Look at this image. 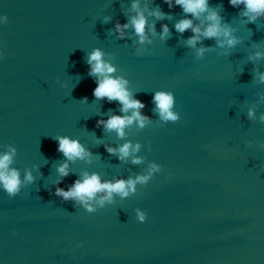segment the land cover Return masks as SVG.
<instances>
[{
  "label": "water",
  "instance_id": "95a60500",
  "mask_svg": "<svg viewBox=\"0 0 264 264\" xmlns=\"http://www.w3.org/2000/svg\"><path fill=\"white\" fill-rule=\"evenodd\" d=\"M132 3L0 0V15L8 16L0 24V152L14 147L13 167L22 179L27 171L35 177L16 197L0 189V264H264V57L255 58L264 52V17L248 23L242 5L211 0L223 5L241 42L227 49L202 38L192 48L191 29L175 30L186 15L181 7L140 0L142 9L159 6L171 16H149L157 34L140 44L134 29L123 39L115 31L135 15ZM165 23L170 35L161 40ZM199 47L211 50L197 57ZM96 48L151 119L126 127L122 138L98 126L124 113L119 101L92 94L87 59ZM162 89L174 93L180 120L160 119L152 97ZM59 136L79 139L91 158L67 161ZM127 142L141 145L134 154L141 163L107 151ZM65 162L64 188L86 172L114 181L145 174L153 162L163 171L135 194L88 212L54 194Z\"/></svg>",
  "mask_w": 264,
  "mask_h": 264
},
{
  "label": "clouds",
  "instance_id": "9594fccd",
  "mask_svg": "<svg viewBox=\"0 0 264 264\" xmlns=\"http://www.w3.org/2000/svg\"><path fill=\"white\" fill-rule=\"evenodd\" d=\"M168 7L179 6L186 14L183 19L175 23V30L180 33L191 29L193 35L186 41L187 45L196 48L202 38L217 40L221 48L232 49L241 42V38L235 35V29L224 21L223 5L213 7L211 0H163ZM228 3L234 8L243 6L240 15L247 17L248 23H255L259 18L264 17V0H228ZM132 9L135 12L126 23L117 22L115 31L119 33L121 39L126 36V29H134V35L139 37V43H151L149 36L157 34L155 21L149 23V16L157 19L171 18L169 13L164 12L157 6L155 9L146 11L141 8L140 0H133ZM190 14V15H188ZM108 18H106L107 20ZM202 21L200 24L195 21ZM8 22L6 14L0 15V24ZM160 39L165 40L170 35V28L167 23L161 25L159 33ZM209 47H199L196 50L197 57H203L210 51ZM4 56L3 49L0 48V59ZM105 53L102 49L96 48L88 54L87 63L90 65L89 75L96 77V87L93 89V96L98 99L107 98L109 102L119 101L121 112L124 115L113 114L107 120H99L98 126L103 125L108 131H115L119 137L126 135V127L134 123L139 128H144L151 123L150 117L143 115L141 109L146 107L143 100L135 97L134 92L129 86V80L124 76H115V66L104 59ZM264 57V52L256 51L255 58ZM261 82H264V73L259 75ZM87 98L85 97V100ZM152 102L156 105L160 119L164 122H176L180 120V113L175 111L176 97L172 91L159 90L152 97ZM249 111V116H252ZM57 140V151L63 153L67 161L76 159H90L91 154L79 139L70 136H59ZM107 151L112 154L119 153V158L125 160L132 156L133 163H141L142 157L134 155L139 152L141 145H133L127 142L122 146L115 148L106 146ZM16 149L9 147L5 152H0V189L5 191L9 197H16L25 186L35 180L32 171H27L23 179L20 171L13 167ZM163 171L161 164L153 162L145 174L128 179L119 178L114 181L104 180L99 173H84L82 178L76 179L68 188L60 187L62 178L70 174L69 164L67 162L58 165L57 172L61 179L56 181L57 187L54 194L62 197L65 201L72 199L81 205L88 212H96L104 205L114 203V195L119 196L121 200L136 193L137 185H146L153 176ZM98 193H104L99 199H96ZM136 218L139 222L147 220V213L137 208Z\"/></svg>",
  "mask_w": 264,
  "mask_h": 264
}]
</instances>
